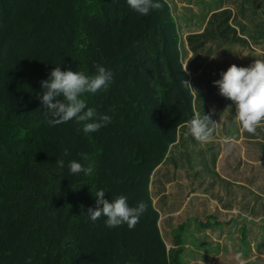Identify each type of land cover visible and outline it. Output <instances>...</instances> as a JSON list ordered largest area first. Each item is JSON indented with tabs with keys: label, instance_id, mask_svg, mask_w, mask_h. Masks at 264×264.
<instances>
[{
	"label": "trees",
	"instance_id": "trees-1",
	"mask_svg": "<svg viewBox=\"0 0 264 264\" xmlns=\"http://www.w3.org/2000/svg\"><path fill=\"white\" fill-rule=\"evenodd\" d=\"M161 2L162 10L141 16L126 0H0V264H186L193 225L210 257L219 249L211 232L237 233V222H221V213L238 206L264 217V126L256 135L243 130L234 103L213 85L234 61L257 59L235 47L264 49V0H200L208 9L223 4L194 12L202 22L178 16L190 4L174 10ZM95 63L112 71L113 82L82 98L111 122L91 133L75 120L49 126L41 81L56 66L93 75ZM196 114L216 122L211 142L189 134ZM242 144L261 155L259 165L242 158ZM222 152L236 175L218 171ZM70 160L92 164L93 173L70 175ZM101 189L109 200L147 203L134 228L90 220L86 210ZM206 194L220 210L196 208L193 198ZM182 196H191L190 206L175 214ZM219 255L216 264L226 257Z\"/></svg>",
	"mask_w": 264,
	"mask_h": 264
},
{
	"label": "clouds",
	"instance_id": "clouds-1",
	"mask_svg": "<svg viewBox=\"0 0 264 264\" xmlns=\"http://www.w3.org/2000/svg\"><path fill=\"white\" fill-rule=\"evenodd\" d=\"M127 6L141 16H147L152 10H162L164 3L161 0H126ZM93 75L84 72L64 70L59 66L53 68L48 79L41 81L42 94H37L45 110L46 122L49 126L75 120L82 125L84 133L97 132L111 122L107 114H98L95 109L87 106L82 98L86 93L95 94L107 90L113 82V73L102 64L95 63ZM187 71V68L184 69ZM220 79L214 80L213 85L218 87L219 94L230 99L235 105V119L247 133L256 135L257 128L264 126V60H254L250 66L243 67L231 64L220 73ZM184 87L191 84L182 79ZM215 111L214 109L212 110ZM215 124L210 115L199 114L187 122L189 134L200 143L211 142L215 132ZM63 154L68 155L64 149ZM83 159H87L82 155ZM64 166V161H59ZM70 175L83 173L88 176L94 171L92 164L84 166L76 160L68 162ZM105 191L98 190L95 194V205L86 210L90 220L95 223L102 216L106 217L105 225L115 228L127 224L132 229L139 223L140 217L147 211L148 205L139 201L130 206L124 195L109 200L105 198ZM83 208V205H81Z\"/></svg>",
	"mask_w": 264,
	"mask_h": 264
},
{
	"label": "rangeland",
	"instance_id": "rangeland-1",
	"mask_svg": "<svg viewBox=\"0 0 264 264\" xmlns=\"http://www.w3.org/2000/svg\"><path fill=\"white\" fill-rule=\"evenodd\" d=\"M170 0V2L174 5V10L180 9L183 7L185 4H190L186 8V10H182L181 13L178 16H183V14L186 17H189L191 15H195V18L197 20H200L201 22L203 21V17L200 13H194V12H207L210 13L214 7H220L223 6V4H218L214 7H209L208 5L205 6L204 4L202 5L200 0ZM226 2L224 1V5ZM228 4V3H227ZM190 6L194 7L196 11H193L192 9H189ZM233 7V6H232ZM175 13V11H174ZM187 14V15H186ZM177 16V15H176ZM185 35L182 34V38H184ZM236 50L241 51V54L244 56H251L255 55L256 60H261L262 58L260 55L264 54V49L260 47V49H257L254 52H251L249 49H241L239 47H235ZM259 54V55H257ZM230 57V56H228ZM231 58V57H230ZM234 58V57H233ZM234 64L237 66H243L247 67L250 66L252 63H239L238 61H234ZM223 141V140H222ZM222 151L225 150L226 144L222 146ZM227 152V151H226ZM241 154L242 158L246 160H250L251 166H256L259 165V160L262 158L260 157L258 152H253L252 151V146L248 144H242L241 149L239 151ZM223 157L219 159V165H218V171L222 174L229 175V176H234L236 174H232L233 170L229 167H226V161L227 158L225 157V152H222ZM238 154V152H237ZM226 167V168H225ZM225 168L226 171L223 170ZM250 170V166L248 167ZM251 171V170H250ZM252 172V171H251ZM261 173L264 176V169L261 171ZM252 173H247L245 174V177H241L240 180L241 182H245L246 178L251 176ZM251 189H256L254 186L249 185ZM174 193L169 192V190L166 193L167 201L171 202L172 200L171 197L173 196ZM221 195H225L224 190H220ZM191 196L188 197H183L182 196V206L178 212L175 214H178L179 212L185 210L186 208L188 209V206H190L191 201L189 200ZM202 199H195L194 203L197 205L196 208H198L199 211H205L207 209L206 207L208 206V210H212L214 208H217V210H220V200L217 198H213L211 195L206 194L205 196L201 197ZM190 201V202H189ZM209 212V211H208ZM190 214V212H188ZM205 215L207 213H204ZM220 221L223 223H230L232 219H234V222H237V233H234L232 231H225V228H218L216 231L211 232L210 235H212V238L216 242L214 244H218L219 249L217 252L210 254V257L207 256V250L202 248L201 242L197 240L195 237V229L196 225H193L189 231V235L185 237L186 239V248L183 253V259L185 260L186 264H205V262H202V259H206L208 263L211 264H216L217 260L219 258H215L217 255H219L221 252L223 255H226V257L223 259L221 264H264V217H254L249 213V211H246L244 209L239 208L238 206L234 207L231 211H228L226 213H221ZM204 219V218H202ZM195 223V222H194ZM196 224V223H195ZM246 228V235L243 236L241 233V228L242 227ZM232 230V229H230ZM191 233V234H190ZM193 234V235H192ZM245 238V241L247 243V246L243 245L242 239ZM203 255V258L201 259V256ZM222 257V255H219L218 257Z\"/></svg>",
	"mask_w": 264,
	"mask_h": 264
}]
</instances>
